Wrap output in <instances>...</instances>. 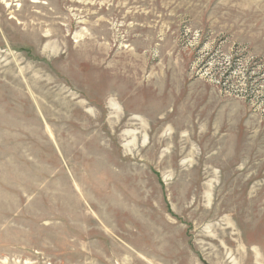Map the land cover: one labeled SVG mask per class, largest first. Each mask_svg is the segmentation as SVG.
<instances>
[{
    "label": "rangeland",
    "instance_id": "374dc122",
    "mask_svg": "<svg viewBox=\"0 0 264 264\" xmlns=\"http://www.w3.org/2000/svg\"><path fill=\"white\" fill-rule=\"evenodd\" d=\"M0 264H264V0H0Z\"/></svg>",
    "mask_w": 264,
    "mask_h": 264
},
{
    "label": "trees",
    "instance_id": "16d2710c",
    "mask_svg": "<svg viewBox=\"0 0 264 264\" xmlns=\"http://www.w3.org/2000/svg\"><path fill=\"white\" fill-rule=\"evenodd\" d=\"M232 69V68H231Z\"/></svg>",
    "mask_w": 264,
    "mask_h": 264
}]
</instances>
